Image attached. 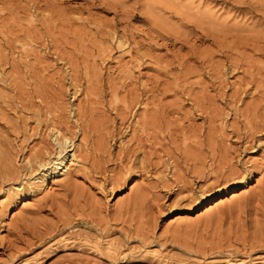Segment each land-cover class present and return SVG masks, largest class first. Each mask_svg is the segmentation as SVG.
<instances>
[{
  "label": "rangeland",
  "instance_id": "1",
  "mask_svg": "<svg viewBox=\"0 0 264 264\" xmlns=\"http://www.w3.org/2000/svg\"><path fill=\"white\" fill-rule=\"evenodd\" d=\"M1 220L0 264H264V0H0Z\"/></svg>",
  "mask_w": 264,
  "mask_h": 264
},
{
  "label": "bare ground",
  "instance_id": "2",
  "mask_svg": "<svg viewBox=\"0 0 264 264\" xmlns=\"http://www.w3.org/2000/svg\"><path fill=\"white\" fill-rule=\"evenodd\" d=\"M53 136H54L53 142L57 146V150L55 154L52 157L50 156L49 160L47 161L41 156L35 157V161L38 163L39 167L42 168L43 170L42 175L37 179V182L33 186L35 190L32 191L31 195L29 196V199H24L25 195L23 194V191L21 189H18V192L14 194L13 198H11L13 204H18V205L22 204L21 208H25L28 205L33 204V201H31V199L36 198L37 194L41 192H47L54 185H56L61 180V178H64V176L66 177L69 176L70 173L72 172L71 170L73 166L79 162L77 155L79 144H76L72 138L68 137L59 129L55 130ZM27 162L32 163V159L28 158ZM35 171L37 170L35 168H32V172ZM240 193L243 192L241 191ZM240 193H236V192L231 193L232 194L231 196L226 197L225 199H221L216 203L210 204V206L207 207L206 211L208 210L211 211L212 209L218 207L221 203H223L227 199L229 201L231 200L233 201L237 197H240L241 195ZM237 202H239V200ZM200 215L201 214H199L198 216ZM186 216L192 218L191 215H179L175 218V220L185 221L187 219ZM175 220H172V222H175ZM5 222L6 220H1L0 228L6 227L5 224L7 223Z\"/></svg>",
  "mask_w": 264,
  "mask_h": 264
}]
</instances>
